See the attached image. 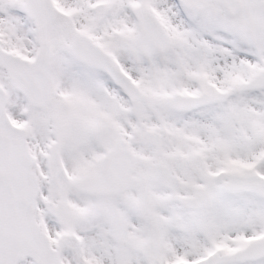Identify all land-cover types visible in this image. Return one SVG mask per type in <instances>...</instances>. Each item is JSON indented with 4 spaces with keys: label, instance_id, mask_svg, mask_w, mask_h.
<instances>
[{
    "label": "snow or ice",
    "instance_id": "obj_1",
    "mask_svg": "<svg viewBox=\"0 0 264 264\" xmlns=\"http://www.w3.org/2000/svg\"><path fill=\"white\" fill-rule=\"evenodd\" d=\"M0 264H264V0H0Z\"/></svg>",
    "mask_w": 264,
    "mask_h": 264
}]
</instances>
